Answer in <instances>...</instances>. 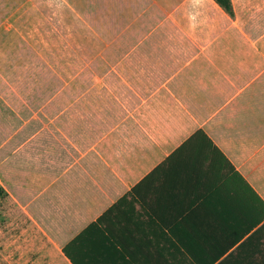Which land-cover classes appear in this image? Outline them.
I'll use <instances>...</instances> for the list:
<instances>
[{
  "label": "crops",
  "instance_id": "crops-1",
  "mask_svg": "<svg viewBox=\"0 0 264 264\" xmlns=\"http://www.w3.org/2000/svg\"><path fill=\"white\" fill-rule=\"evenodd\" d=\"M28 2L92 48L77 71L35 55L0 72L45 79L0 86V201L39 264H71L63 246L116 202L96 249L127 264H264V220L245 231L264 202V0Z\"/></svg>",
  "mask_w": 264,
  "mask_h": 264
},
{
  "label": "rangeland",
  "instance_id": "rangeland-1",
  "mask_svg": "<svg viewBox=\"0 0 264 264\" xmlns=\"http://www.w3.org/2000/svg\"><path fill=\"white\" fill-rule=\"evenodd\" d=\"M30 0H0V72L30 71L22 62L35 55L43 56L48 60L45 70L53 72H73L80 68V60L91 54V46L86 41L77 40L75 31L66 34L53 32L45 25L42 18H30L25 11V17L18 5ZM33 4V3H31ZM34 5V4H33ZM49 19L51 17L48 16ZM51 24V23H50ZM53 32V33H52ZM53 34V36H52ZM37 57V56H36ZM42 64V63H40ZM40 70V69H39ZM54 83L65 79H53ZM70 86L89 85L91 80L68 79ZM45 79L37 77L4 78L0 79V86L4 88V97H21V88L43 87ZM1 200V199H0ZM12 203L0 201V264H39V257L20 239V230L17 221V212L13 211ZM53 264H66L63 259L54 253L50 257Z\"/></svg>",
  "mask_w": 264,
  "mask_h": 264
},
{
  "label": "trees",
  "instance_id": "trees-1",
  "mask_svg": "<svg viewBox=\"0 0 264 264\" xmlns=\"http://www.w3.org/2000/svg\"><path fill=\"white\" fill-rule=\"evenodd\" d=\"M220 6H222L228 13L233 14V8L231 0H215ZM204 136L210 144L212 142L207 138L206 134L202 130H198L194 133L192 138ZM214 147V146H213ZM215 148V147H214ZM8 193L5 188L0 184V198L7 196ZM118 203L116 202L113 206L108 208L97 220L91 222L86 228H84L78 235L72 238L67 244L62 248V251L66 258L71 262V264H127L131 262L133 257L130 255H124L121 253H103L100 249H96V246H106L105 242L113 245L110 242L108 236H105V240L100 239V235L103 231L109 232V228L104 226L101 227L103 220H106L109 214L114 210L115 206ZM263 209L259 220L251 223L246 232L258 224V221L261 222L264 220V202H261ZM264 222L259 226L255 231H263ZM99 242V243H98ZM116 243V242H115ZM108 251V250H107ZM116 251V248H115ZM119 252V250H118Z\"/></svg>",
  "mask_w": 264,
  "mask_h": 264
}]
</instances>
